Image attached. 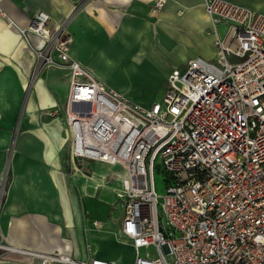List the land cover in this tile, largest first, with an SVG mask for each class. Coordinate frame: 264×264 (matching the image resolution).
Here are the masks:
<instances>
[{
	"label": "built area",
	"instance_id": "obj_1",
	"mask_svg": "<svg viewBox=\"0 0 264 264\" xmlns=\"http://www.w3.org/2000/svg\"><path fill=\"white\" fill-rule=\"evenodd\" d=\"M203 5L215 55L198 54L173 67L161 99L146 104L73 57V38L52 27L42 9L19 29L40 68L67 70L64 103L42 112L66 118L74 169L92 162L124 168L116 191L123 205L119 231L135 255L130 263L75 258L1 240L0 258L27 264H264V10L232 0ZM220 26L226 27L223 36ZM157 161L163 194L155 188ZM150 247L153 253L141 254Z\"/></svg>",
	"mask_w": 264,
	"mask_h": 264
},
{
	"label": "crops",
	"instance_id": "obj_2",
	"mask_svg": "<svg viewBox=\"0 0 264 264\" xmlns=\"http://www.w3.org/2000/svg\"><path fill=\"white\" fill-rule=\"evenodd\" d=\"M77 1L0 0L9 20L0 15V178L7 173L10 180L6 188L0 185V239L40 252L130 263L135 250L120 234L121 219L113 232L117 240L95 227L97 220L83 223L66 118L42 112L64 103L66 71L64 78L41 71L31 80L35 53L19 28L27 27L38 9L50 15L52 27L65 23L73 38L70 53L110 86L102 69L116 57L142 55L150 63L156 50L174 64L198 54L213 57V35L206 31L204 0H165L160 8L157 0H80L76 9ZM232 1L264 10V0ZM172 68H166L162 81ZM46 116L52 119L42 121ZM0 264L27 263L0 258Z\"/></svg>",
	"mask_w": 264,
	"mask_h": 264
},
{
	"label": "rangeland",
	"instance_id": "obj_3",
	"mask_svg": "<svg viewBox=\"0 0 264 264\" xmlns=\"http://www.w3.org/2000/svg\"><path fill=\"white\" fill-rule=\"evenodd\" d=\"M80 2V0L77 1L75 6L76 9L80 7ZM4 13V10L0 6V15L8 20ZM65 26V23H62L60 29H62L63 33L72 38L71 33L65 29ZM225 29V26L219 27L221 36L225 34ZM29 46L30 45L27 47L30 49L31 47ZM209 50L212 51V48H209ZM130 55L116 57L113 61L107 63L108 66L104 67L102 70L107 75V80L115 89L121 90L129 99L142 104H146L142 98H147L151 101L160 100L165 90V81H162V77L163 74H165L166 68L168 66H170V68L174 66L182 67L184 63L174 64L172 59H168V57L161 55L157 50L155 52L156 60L149 59L150 63L143 61L142 55ZM41 71H46L47 76L56 75L55 77L64 78V73L67 70L58 66L40 68L34 61L32 70L30 71V79L33 80L37 73ZM97 74L102 76L100 73ZM51 119V117L47 116L42 117V121L44 122H48ZM64 132L63 130V133ZM66 135H64L65 138ZM77 168L78 169H72L71 172H76L73 182L78 186L76 191L78 198H80L83 223L85 222L84 224L87 226L88 222L89 224H93V221L97 220L99 224L97 223L95 227L106 233L108 239L117 240L113 232L117 230L123 214V205L120 200L117 199L116 191L117 188L123 185L124 168L120 165L93 162L88 163L84 169L82 167ZM154 169L156 191L159 194H163L165 192L164 172L162 171L163 169H161V163H159V161L156 162ZM8 181H10L9 176L7 173H3L0 178V185L6 188ZM82 185L83 189L80 187ZM159 217L160 224L165 225V218L161 210H159ZM2 243H4V241ZM107 247L109 248L112 246L108 245ZM146 250L153 253L150 247L147 249L143 248L141 254H145Z\"/></svg>",
	"mask_w": 264,
	"mask_h": 264
},
{
	"label": "bare ground",
	"instance_id": "obj_4",
	"mask_svg": "<svg viewBox=\"0 0 264 264\" xmlns=\"http://www.w3.org/2000/svg\"><path fill=\"white\" fill-rule=\"evenodd\" d=\"M37 11H38V10H37ZM43 11H44V10H43ZM19 29H20V28H19ZM19 32H20V30H19ZM20 35H21V33H20ZM21 36H22V35H21ZM22 38H23V37H22ZM23 39H24V38H23ZM33 51H34V50H33ZM34 53H35V51H34ZM36 54H37V53L34 54V57H35ZM63 130H64V129H63ZM58 133H59V132H58ZM68 135H69V134H68ZM63 137H64V138H62V140L64 141V139H66V138H65L64 135H63ZM63 141H61V142H63ZM104 164H105V163H104ZM77 169H78V168H77ZM109 249L112 251V248H109Z\"/></svg>",
	"mask_w": 264,
	"mask_h": 264
},
{
	"label": "water",
	"instance_id": "obj_5",
	"mask_svg": "<svg viewBox=\"0 0 264 264\" xmlns=\"http://www.w3.org/2000/svg\"><path fill=\"white\" fill-rule=\"evenodd\" d=\"M2 191H1V189H0V193H1Z\"/></svg>",
	"mask_w": 264,
	"mask_h": 264
}]
</instances>
